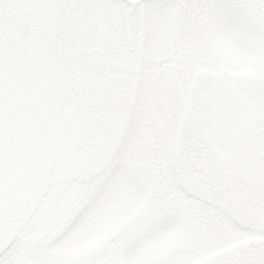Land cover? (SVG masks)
<instances>
[{"label":"snow or ice","instance_id":"1","mask_svg":"<svg viewBox=\"0 0 264 264\" xmlns=\"http://www.w3.org/2000/svg\"><path fill=\"white\" fill-rule=\"evenodd\" d=\"M0 264H264V0H0Z\"/></svg>","mask_w":264,"mask_h":264}]
</instances>
